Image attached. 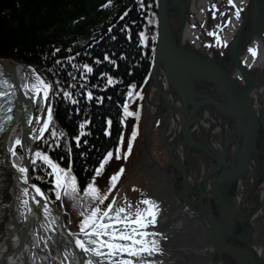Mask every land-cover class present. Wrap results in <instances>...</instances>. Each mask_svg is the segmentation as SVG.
Instances as JSON below:
<instances>
[{"label": "water", "instance_id": "95a60500", "mask_svg": "<svg viewBox=\"0 0 264 264\" xmlns=\"http://www.w3.org/2000/svg\"><path fill=\"white\" fill-rule=\"evenodd\" d=\"M233 2L243 9L239 19L227 0H156L143 104L128 99L134 115L123 122L125 149L137 133L132 152L109 162L96 181L107 192L109 177L123 167L105 204L112 197L117 206L145 198L158 204L156 226L147 230L161 234L152 237L160 251L145 256L147 264H264V0ZM209 32L219 34L220 45ZM0 61L31 67L51 84L30 64ZM42 123L15 157L27 171L13 169L19 177L14 205L16 177L9 194L10 239L0 264H109L76 247L77 238H88L73 230L80 217L72 199L51 201L29 177L34 153L47 154L35 147Z\"/></svg>", "mask_w": 264, "mask_h": 264}, {"label": "trees", "instance_id": "16d2710c", "mask_svg": "<svg viewBox=\"0 0 264 264\" xmlns=\"http://www.w3.org/2000/svg\"><path fill=\"white\" fill-rule=\"evenodd\" d=\"M105 3L106 0H0V58L30 64L51 84L59 82L51 94L53 124L65 135L54 140L46 132L36 147L60 167L67 169L71 165L81 189L91 181L92 169L107 151L115 150L118 137L123 135V105L128 102L131 85H136L135 91L142 96L137 98L143 104L157 36L156 0H144L145 6L151 5L147 10L137 0H112L109 7H103ZM125 11L128 15L121 19ZM146 17L152 20L151 24ZM142 31L148 36L146 45L139 39ZM55 49L60 51L54 53ZM106 54L118 67L104 61ZM69 57L75 59L69 63ZM96 60L102 62L95 63ZM85 63L93 67V73L82 79L71 64ZM70 72L76 79L68 75ZM101 74L112 76L118 83L107 85ZM73 84L77 87L69 88ZM81 84L86 87L81 89ZM64 90L74 93L73 98L79 103L72 104L65 99ZM89 91L94 97L91 101L85 98ZM42 106L36 104L35 117ZM108 120L113 122L110 129H107ZM81 123L86 124L83 129L86 135L81 138V146L76 147L72 138L81 131ZM106 130L111 135H106ZM17 151L22 153L19 147ZM110 162L117 164L118 160ZM50 172L38 160L35 165L31 164L29 177L54 201L56 189L52 180L55 177ZM87 203L85 199H72L71 205L77 210L80 222V212ZM80 222L74 225V230L80 231Z\"/></svg>", "mask_w": 264, "mask_h": 264}, {"label": "snow or ice", "instance_id": "6c2138e0", "mask_svg": "<svg viewBox=\"0 0 264 264\" xmlns=\"http://www.w3.org/2000/svg\"><path fill=\"white\" fill-rule=\"evenodd\" d=\"M140 7L144 10L150 8L151 5L145 6L144 0H137ZM233 8H235V18L239 19L242 8L237 7L233 0H227ZM112 3V0H106V3L103 7H109ZM215 7V6H213ZM128 15V12L125 11L124 14L120 17L124 19ZM148 23L151 24L152 20L148 19ZM230 23V21L228 22ZM111 31V29H109ZM208 35L216 36L217 45L221 44L219 34L209 32ZM114 39V37H113ZM129 39L131 37L129 36ZM139 39L142 44L147 43L148 36L142 31L139 33ZM226 46V45H225ZM59 49H55V52H59ZM71 51V49H69ZM253 56L256 55V52L253 49H249ZM80 55L79 53L76 54ZM75 57H69L68 62L71 63ZM104 61L112 64L114 67L116 61L112 60L107 54L104 56ZM102 61L96 60L95 63H101ZM57 64H61L60 60L56 61ZM71 66L80 72L81 78L85 79L88 74L93 73V67L88 64H71ZM131 74V73H129ZM72 79H76V76L73 73H68ZM103 78L106 79L107 85L111 86L118 83L112 76L101 74ZM59 82H56V85L50 84L42 79L39 75L35 77V82L31 85V90L35 93V96L32 97L33 102L39 105H46L42 107L41 111L45 113L43 118H37L35 121L29 120L28 123H43L41 127L37 130V134L34 137L35 139L43 140L46 132L54 140H58L63 137L65 134L57 130L53 124V108L51 106V94L54 92V89L58 87ZM77 85H69V88H76ZM81 89L85 88L84 84L79 85ZM136 85L133 84L130 86L127 97L132 99L134 95L136 97L142 98L139 91H135ZM15 94V87L7 80H0V132L5 131L6 124H9L13 117L11 113L13 112V101L11 96ZM59 94V93H57ZM62 95L65 99L69 100L72 104L79 103L78 100L74 99V93L64 90ZM87 100L91 101L94 99L93 93L91 91L86 93ZM95 99L99 100L100 98L96 97ZM123 113L126 117H131L134 115L132 111H129V104L126 102L123 105ZM138 117V113H135ZM112 121L108 120L106 122L107 129L111 128ZM86 124H79V129L81 131L73 137L76 147L81 146V138L86 135L83 131ZM106 135H111L109 130H106ZM136 131L134 130L131 134V137L128 139L127 148H124V137L121 135L118 137L117 145L115 150H109L99 161L98 166L93 168L94 172L91 181L88 182L83 189L78 185L77 177L72 173L71 165L67 169L60 168L58 164L54 163L53 160L47 155L40 151L34 153L36 159H33L31 163L35 165L39 160L41 163L47 165L50 169V175L55 177V189H56V199H61V195L70 198V199H85L88 201L84 210L80 212L82 220L79 224L80 233L84 237H87V244L84 240L77 238L75 240V245L77 248L83 252H90L96 256H106L109 258V264H147L144 261L145 256L155 255L160 251L159 241L152 238L161 235L157 232H150L147 229L150 227H155L157 223V217L159 213L158 204L151 199L145 198L139 200L138 202L128 201L125 199L122 205L117 206L116 198L112 197L111 202L105 204L109 200V196L116 189V186L123 175L125 169L121 167L116 174H113L109 177L108 190L105 192L100 189L96 181L98 177H101L105 171V166L109 164L112 159L126 160L132 152L133 141L136 139ZM86 144L87 141L84 140ZM21 145V140L16 139L14 141V147L9 149L13 156L16 155L15 146ZM71 151V149H69ZM21 173L27 171L26 168L21 167L18 169ZM27 182V181H25ZM35 192L38 196L44 197V193L39 187L33 186ZM135 191V189L133 190ZM82 192V196L80 193ZM27 203V201H25ZM37 204L40 203L39 200L36 201ZM45 207H47L45 205ZM88 245H92L89 247ZM91 264V261L88 262Z\"/></svg>", "mask_w": 264, "mask_h": 264}, {"label": "bare ground", "instance_id": "6f19581e", "mask_svg": "<svg viewBox=\"0 0 264 264\" xmlns=\"http://www.w3.org/2000/svg\"><path fill=\"white\" fill-rule=\"evenodd\" d=\"M15 75L17 81L22 86L23 90H25L27 96L31 99L35 96V93L31 90L32 83L35 82V77L38 75L31 67H25L24 65H17L15 64ZM40 76V75H39ZM27 113L26 123H28L29 117ZM43 113V112H42ZM42 113L39 114L38 118L41 117ZM29 124V123H28ZM30 127V126H29ZM29 129V128H28ZM11 133L9 137L6 139V142L3 140L0 144V157L2 158L0 162L1 168V186H0V199L2 200V208L0 211V260L4 257V255L8 251V244L10 239V232H9V221L11 219V205H10V191L14 185L16 173L13 169L9 166V156L11 157V161L14 160L16 162L15 157L20 155L16 153L15 156L9 151V149L14 147V141L19 139L21 134L20 129L17 126H12ZM23 131V129H22ZM19 174H17L16 181H15V189H17V182H18ZM13 197V205L15 202L16 193L14 192ZM48 197V196H47Z\"/></svg>", "mask_w": 264, "mask_h": 264}, {"label": "rangeland", "instance_id": "374dc122", "mask_svg": "<svg viewBox=\"0 0 264 264\" xmlns=\"http://www.w3.org/2000/svg\"><path fill=\"white\" fill-rule=\"evenodd\" d=\"M32 127H33V126H32ZM32 127H31V128H32ZM31 128H30V129H31ZM30 129H29V130H30ZM29 130H28V131H29ZM36 143H37V142H36ZM33 159H36V157H33L32 160H33ZM30 170H31V168H30ZM29 172H30V171H29Z\"/></svg>", "mask_w": 264, "mask_h": 264}, {"label": "flooded vegetation", "instance_id": "af4514ba", "mask_svg": "<svg viewBox=\"0 0 264 264\" xmlns=\"http://www.w3.org/2000/svg\"><path fill=\"white\" fill-rule=\"evenodd\" d=\"M163 149H164V148H163ZM164 150H165V149H164ZM140 200H141V199H140ZM131 201L135 202V200H132V199H131Z\"/></svg>", "mask_w": 264, "mask_h": 264}]
</instances>
